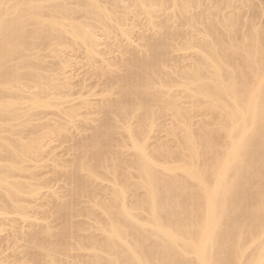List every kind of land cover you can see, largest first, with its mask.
<instances>
[{"label":"bare ground","instance_id":"1","mask_svg":"<svg viewBox=\"0 0 264 264\" xmlns=\"http://www.w3.org/2000/svg\"><path fill=\"white\" fill-rule=\"evenodd\" d=\"M240 1L249 19L236 6L233 17H221V0H0L3 215L26 211L19 194L38 195L15 180L16 172L35 178L36 168L20 164L39 156L52 133L32 121L44 109L60 111L70 97L65 76L56 79L47 59L65 65L66 50L83 49L107 83L100 124L75 146L81 156L71 169L56 165L71 197L54 205L60 229L24 235L37 253L33 264H264V26L256 22L261 6ZM167 11L200 35L179 45L198 50L181 75L169 56L182 30L168 21L151 23L155 32L141 37L148 51L131 53L124 69L95 65L97 28L110 36L113 22L130 38V14L151 19ZM77 110L66 115L75 120ZM160 126L164 136L152 148L150 134ZM77 217L86 225L74 223ZM67 251L83 254L73 263L54 258Z\"/></svg>","mask_w":264,"mask_h":264},{"label":"rangeland","instance_id":"2","mask_svg":"<svg viewBox=\"0 0 264 264\" xmlns=\"http://www.w3.org/2000/svg\"><path fill=\"white\" fill-rule=\"evenodd\" d=\"M242 1L245 2L244 4L246 5L258 4L261 6L256 22L259 27H263L264 0ZM241 3L242 2L238 0L235 3L236 5L231 6L227 3V0H221V17H233V15L236 14V8H241V6H243ZM205 4L209 5V1H205ZM210 5H212V3H210ZM241 9L248 13L247 7ZM252 14L253 13L249 12L246 19L252 17ZM128 19L124 23L133 27L129 28L132 30L130 38L122 36L119 27L113 24V22L107 23L112 33L110 36H108L102 28H97L96 32L99 41L97 50L99 55H96L94 60L97 67L103 66L106 68L107 72H114V74L118 72V68L124 69L121 66L131 58V53L137 52L138 50H142V52L148 51L146 48H143L144 42L141 40V37L150 31H152V34L155 32L150 30L151 23L154 22L155 24L161 25L163 22L167 23V21L169 22L168 25L173 30L179 28L182 30L181 39H176V41L172 42L175 48L170 52L169 56L171 66L174 70L178 71L177 76L181 75V68L193 64L197 57L198 50L190 49L183 51L179 48V45L183 44L185 39L193 37L198 39L200 37L198 32L195 31V28L189 24L186 18H182L180 15L174 18L171 11H167L166 13L156 12L151 16V19L143 14H130ZM80 20L86 23H92V20L86 16L80 17ZM125 26L129 27L128 25ZM64 62L66 64L61 65L56 59H47V68L52 70L51 73L56 79L64 76L67 77V79H65V77L63 78V82H66L67 88L65 90H69L70 97L65 100L60 111L56 109H44L41 112L42 114L40 113V115H42L40 119L32 121V128L37 127L40 129V127L43 128V126L46 127L51 125L49 132L52 133L47 138L45 146L39 156H33L27 162L20 164L27 169L29 168L32 170V168H36L35 178H33L29 172H16L15 175L16 181L26 184L29 188L33 187L38 191V195L30 197L27 193L19 194L18 199H20L22 205L26 207V211L24 210L19 213L15 211L12 212L11 210L9 214L5 215L0 212V264H33L32 259L34 257H32V255L36 253V251L32 250L33 246L28 243L29 241H24V235L25 238L28 239L29 234L43 233L46 229V231L53 229L52 232H58L61 222L56 216V210L59 206L56 208L54 205L57 204L56 202H58L57 205H59V203H66L71 197L68 196L70 182L66 178L65 172L58 169L56 165L62 163L66 165L67 163L68 169L69 166L71 169L73 161L81 156V150L75 147L76 144L91 134L92 128L99 125L102 120V116L98 110V104L107 87L106 77L100 76L95 72L93 65L89 63L87 54L83 49L66 50ZM107 63H120V65H118V68L113 66L107 67ZM166 71L169 72V69H166ZM178 79L180 81L179 77ZM85 100L91 102V108L83 105ZM183 102H188V100L183 99ZM72 107H77L78 109V117L75 120L70 119L66 115V111L70 110ZM198 120L199 119L195 121ZM58 126L61 127L63 132H56L59 129ZM163 129L164 128L160 126L151 132L148 143L152 148L156 145L157 139L164 136ZM133 151L131 148L125 149L124 156H130ZM103 185L109 186L110 184L105 182ZM58 195L61 197L60 199L55 197ZM87 207V203H83L79 206L80 209H85ZM73 221L76 224L84 226L87 220L84 217H77ZM88 232L90 234V231ZM88 232H82L81 235L88 236ZM52 234V236H54L56 233ZM52 236H49L47 241H51L49 239L54 240ZM28 246L32 248L28 249ZM27 250H32V254ZM28 252H30V254ZM81 254L83 253L80 251H67L65 254L56 255L54 258L65 263H73V258ZM48 264L52 263L48 262Z\"/></svg>","mask_w":264,"mask_h":264}]
</instances>
